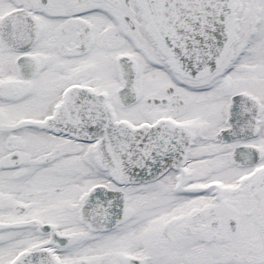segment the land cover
I'll use <instances>...</instances> for the list:
<instances>
[{
  "label": "snow or ice",
  "instance_id": "snow-or-ice-1",
  "mask_svg": "<svg viewBox=\"0 0 264 264\" xmlns=\"http://www.w3.org/2000/svg\"><path fill=\"white\" fill-rule=\"evenodd\" d=\"M0 264H264V0H0Z\"/></svg>",
  "mask_w": 264,
  "mask_h": 264
}]
</instances>
